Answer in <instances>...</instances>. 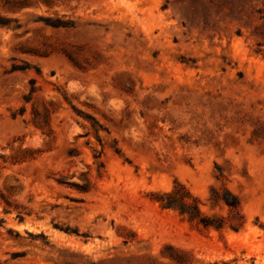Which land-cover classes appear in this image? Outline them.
I'll return each instance as SVG.
<instances>
[{
	"label": "rangeland",
	"instance_id": "374dc122",
	"mask_svg": "<svg viewBox=\"0 0 264 264\" xmlns=\"http://www.w3.org/2000/svg\"><path fill=\"white\" fill-rule=\"evenodd\" d=\"M169 257L264 264V0H0V264Z\"/></svg>",
	"mask_w": 264,
	"mask_h": 264
},
{
	"label": "trees",
	"instance_id": "16d2710c",
	"mask_svg": "<svg viewBox=\"0 0 264 264\" xmlns=\"http://www.w3.org/2000/svg\"><path fill=\"white\" fill-rule=\"evenodd\" d=\"M174 190L175 189H173L170 192L162 193V194L157 196V201L160 204V206L162 208H166V209L178 210L181 215H187L188 218L191 220L197 219L200 216L198 200L193 198L189 194V192H187V191H185L182 196H178V197L176 196L175 197V191ZM228 195H230V199L229 200L224 199L223 200L224 203L230 209L237 210L239 207V201H238L237 197H235L229 193H228ZM200 221L204 225L212 226L216 229L222 228L221 219H217L212 224L203 222L202 220H200ZM184 258L185 257H181V258L177 259V258L169 257L168 259L171 262V264H185L186 260H183ZM151 264H161V263H157L155 261H152ZM223 264H230V263H223Z\"/></svg>",
	"mask_w": 264,
	"mask_h": 264
}]
</instances>
